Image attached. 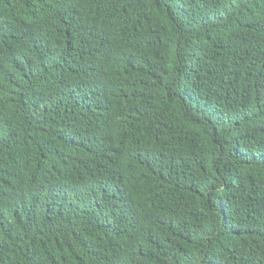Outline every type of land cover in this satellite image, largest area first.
<instances>
[{"label":"trees","instance_id":"16d2710c","mask_svg":"<svg viewBox=\"0 0 264 264\" xmlns=\"http://www.w3.org/2000/svg\"><path fill=\"white\" fill-rule=\"evenodd\" d=\"M0 264H264V0H0Z\"/></svg>","mask_w":264,"mask_h":264}]
</instances>
